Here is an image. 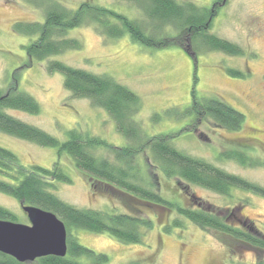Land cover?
I'll list each match as a JSON object with an SVG mask.
<instances>
[{"label": "rangeland", "instance_id": "rangeland-1", "mask_svg": "<svg viewBox=\"0 0 264 264\" xmlns=\"http://www.w3.org/2000/svg\"><path fill=\"white\" fill-rule=\"evenodd\" d=\"M69 9L81 3L112 9L128 18L142 19L134 5L117 0H55ZM190 1L199 7L212 8L214 17L209 33L240 47L243 55L229 56L194 50L186 39L161 49L147 48L130 40L101 36L93 26L84 25L70 30L66 37L80 42L79 50L67 51L44 61H32L25 46L35 37L18 34L16 23L43 21V8L27 0H0V90L16 87L39 104L38 114L5 110L9 115L33 125L63 141L68 130L75 129L98 136L115 147L128 145L117 133L115 124L102 109L86 99H76L65 91L62 76L46 69L50 60L107 75L126 86L141 100L135 115L142 131L148 135H171V144L188 156L203 159L225 172L264 188V0H176ZM190 54V55H189ZM244 73L231 76L227 69ZM192 91L198 98L216 97L241 112L242 127L231 131L208 118L193 120L182 115L190 105ZM171 112L152 122L154 113ZM178 112L180 115H176ZM166 113V112H165ZM0 146L13 152L24 166L50 168L57 161L56 150L41 147L0 133ZM244 152L256 165H240L219 158L221 152ZM98 156L110 159L108 151L98 150ZM146 150L137 159L148 165L146 179L164 199L190 208H206L222 218L234 209L264 233V197L232 189L223 196L176 178H166L155 167ZM71 183H55L52 193L76 208L112 209L118 213L140 215L153 220L151 229L144 230L142 244H122L106 234L85 230L74 232L79 244L107 256L105 264H256L264 259V250L253 249L213 230H202L176 212L146 204L126 194L104 186L91 188L90 179L78 171L72 161L62 155L58 160ZM0 206L12 212L17 223L28 224L14 198L0 193ZM179 220L180 228L164 227ZM86 262L85 259H78Z\"/></svg>", "mask_w": 264, "mask_h": 264}, {"label": "trees", "instance_id": "trees-1", "mask_svg": "<svg viewBox=\"0 0 264 264\" xmlns=\"http://www.w3.org/2000/svg\"><path fill=\"white\" fill-rule=\"evenodd\" d=\"M27 1L43 8L42 22H20L14 25L18 34L35 37L25 46L26 56L32 61L40 62L67 51L79 50L80 42L66 35L70 30L84 25L93 26L107 39L128 35L132 42L147 48L161 49L186 39L194 50L199 46L229 56L243 55L237 45L209 33L215 11L190 1L117 0L134 5L142 14V19L128 18L87 1L76 9H69L55 0ZM46 69L49 73L62 76L63 88L71 97L86 99L93 107L104 110L113 120L117 133L129 144L115 147L98 136H90L75 129L68 130L67 138L60 141L5 111L11 109L31 115L38 114L40 107L34 98L19 92L16 87H10L5 92L0 90V133L41 147L53 148L57 154V161L50 168L24 166L13 152L0 146V193L14 198L19 204L22 202L53 213L65 226L67 245L64 257L45 256L33 262L20 263L0 253V264H105L107 256L79 244L74 232L85 230L106 234L122 244H142L144 230L152 228L153 220L150 218L118 213L112 209L76 208L57 198L52 193L55 183H71L58 161L62 155H66L74 167L90 179L92 189L104 186L146 204L174 211L202 230H213L253 249L264 250V233L255 223L235 215L237 208L227 218H222L206 208L183 207L164 199L146 179L147 163L140 162L137 157L140 151L146 150L155 167L166 178H176L223 196H230L232 189H238L264 197L263 187L229 174L203 159L178 151L171 144V135H146L135 120L141 108L140 98L112 77L93 74L58 60H50ZM227 73L231 76H245L243 72L230 68ZM191 94V103L182 115H188L193 120L208 118L231 131L242 127L244 115L221 99L198 98L193 91ZM165 112L152 114L150 120L154 123L160 121L171 111ZM178 115L176 112L173 116ZM98 150L108 151L111 158L98 156ZM219 158L233 160L243 166L256 165L244 152L237 150L221 152ZM0 220L18 221L12 212L2 206ZM180 227V221L175 219L164 227V231L170 232L171 228ZM82 258L86 262L78 260ZM256 264H264V259H259Z\"/></svg>", "mask_w": 264, "mask_h": 264}, {"label": "water", "instance_id": "water-1", "mask_svg": "<svg viewBox=\"0 0 264 264\" xmlns=\"http://www.w3.org/2000/svg\"><path fill=\"white\" fill-rule=\"evenodd\" d=\"M28 224L0 220V253L17 262H33L45 256L64 257L66 229L51 212L20 203Z\"/></svg>", "mask_w": 264, "mask_h": 264}]
</instances>
